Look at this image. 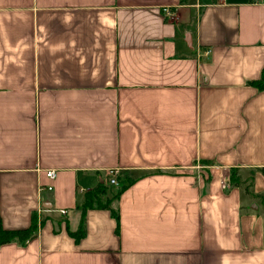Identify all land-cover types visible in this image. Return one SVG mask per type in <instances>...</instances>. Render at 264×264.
I'll return each instance as SVG.
<instances>
[{"label":"crops","instance_id":"1","mask_svg":"<svg viewBox=\"0 0 264 264\" xmlns=\"http://www.w3.org/2000/svg\"><path fill=\"white\" fill-rule=\"evenodd\" d=\"M263 77L264 0H0V264H264Z\"/></svg>","mask_w":264,"mask_h":264},{"label":"trees","instance_id":"2","mask_svg":"<svg viewBox=\"0 0 264 264\" xmlns=\"http://www.w3.org/2000/svg\"><path fill=\"white\" fill-rule=\"evenodd\" d=\"M256 86H259L261 88H264V77L260 81L253 82ZM232 177L234 182H236V176L235 173L232 172ZM99 190L101 191V188L97 189V193H99ZM103 190V189H102ZM95 193H89L87 195V200L85 203V209L92 206L94 204V199L96 196ZM38 219L34 218L31 226L24 229H15V230H7V229H0V246L6 243H10L12 241H19V242H25L30 240L35 236L37 226H38ZM83 234V229L81 228L79 231L73 233L77 239Z\"/></svg>","mask_w":264,"mask_h":264},{"label":"built area","instance_id":"3","mask_svg":"<svg viewBox=\"0 0 264 264\" xmlns=\"http://www.w3.org/2000/svg\"><path fill=\"white\" fill-rule=\"evenodd\" d=\"M164 10L169 14L168 8H165ZM206 53L209 54L210 50H206ZM109 175H110V183L111 184H118V179H117L118 170L117 169L109 170ZM47 176L49 178H54L55 177V171L54 170H48L47 171ZM221 185H222L223 190H225V191L231 190L233 188L234 180H233V177H232V170H230V169L226 170V174H225V176L222 179ZM44 190H52V186L49 185V184L42 185L41 186V191H44ZM61 212L63 214H65L67 212V210L61 209Z\"/></svg>","mask_w":264,"mask_h":264},{"label":"rangeland","instance_id":"4","mask_svg":"<svg viewBox=\"0 0 264 264\" xmlns=\"http://www.w3.org/2000/svg\"><path fill=\"white\" fill-rule=\"evenodd\" d=\"M102 191H103V190H102ZM99 192H100V190H99ZM94 202L97 203L98 201H97V200L95 201V199H94ZM37 221H38V222H37V223H38L37 229H38V227H39L40 223L42 222V220H41V219H38Z\"/></svg>","mask_w":264,"mask_h":264}]
</instances>
